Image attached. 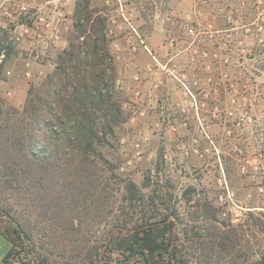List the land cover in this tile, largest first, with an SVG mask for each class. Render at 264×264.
<instances>
[{"label":"rangeland","instance_id":"1","mask_svg":"<svg viewBox=\"0 0 264 264\" xmlns=\"http://www.w3.org/2000/svg\"><path fill=\"white\" fill-rule=\"evenodd\" d=\"M76 6L14 0L6 6L12 15L0 11L4 112L22 109L29 89L55 69L76 33ZM89 10L88 25L106 21L126 121L102 148L103 185L78 204V231L54 233L50 220L32 215L26 241L0 215V229L16 238L9 261L117 264L123 256L106 240L113 224L144 217L175 222L188 264H264V0H91ZM44 11L54 14L60 40H17L22 24ZM231 125L243 128V139L230 136ZM128 181L144 199L129 201ZM12 193L0 186V205L18 207Z\"/></svg>","mask_w":264,"mask_h":264},{"label":"trees","instance_id":"2","mask_svg":"<svg viewBox=\"0 0 264 264\" xmlns=\"http://www.w3.org/2000/svg\"><path fill=\"white\" fill-rule=\"evenodd\" d=\"M90 4L91 0H77L76 33L58 53L55 69L42 85L29 89L22 109L4 112L0 106V186L11 190L19 199L17 206L28 212L26 216L13 204L2 203L0 215L13 225L11 233L26 241L33 239L32 215L50 220L54 233L78 231V204L103 185L98 171L109 161L102 148L112 144L111 137L126 121L106 21L88 25L93 16ZM221 15L231 28L227 15ZM1 42L0 73L5 64ZM233 48L228 46L226 56ZM125 189L130 202L144 199L133 181ZM174 225L144 217L133 225L118 221L106 240L123 256L117 264H188L177 251ZM2 233L11 244L4 264H14L9 258L16 238ZM34 250L28 245L27 254ZM17 264L42 263L34 258Z\"/></svg>","mask_w":264,"mask_h":264},{"label":"built area","instance_id":"3","mask_svg":"<svg viewBox=\"0 0 264 264\" xmlns=\"http://www.w3.org/2000/svg\"><path fill=\"white\" fill-rule=\"evenodd\" d=\"M14 0H0V11H3L6 16L12 15L9 9L6 7L8 3ZM28 6L26 3L20 5V10L27 13ZM62 16V13H59ZM54 14L49 11L38 13L34 18L33 24H22V31L16 35V39L20 40L24 36L33 35L40 38L42 41L53 40L58 41L61 38L60 30L54 26ZM32 18V17H31ZM191 32V29L189 28ZM137 94H139L137 92Z\"/></svg>","mask_w":264,"mask_h":264},{"label":"crops","instance_id":"4","mask_svg":"<svg viewBox=\"0 0 264 264\" xmlns=\"http://www.w3.org/2000/svg\"><path fill=\"white\" fill-rule=\"evenodd\" d=\"M65 46V43L64 45ZM10 241L7 239L2 230L0 229V264H4V258L10 249Z\"/></svg>","mask_w":264,"mask_h":264},{"label":"flooded vegetation","instance_id":"5","mask_svg":"<svg viewBox=\"0 0 264 264\" xmlns=\"http://www.w3.org/2000/svg\"><path fill=\"white\" fill-rule=\"evenodd\" d=\"M228 133L231 134L230 136H233L234 134H237L238 139H243V128L239 131V128L233 127L232 125L228 128Z\"/></svg>","mask_w":264,"mask_h":264}]
</instances>
